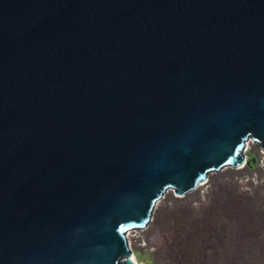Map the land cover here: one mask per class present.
<instances>
[{
  "label": "water",
  "instance_id": "obj_1",
  "mask_svg": "<svg viewBox=\"0 0 264 264\" xmlns=\"http://www.w3.org/2000/svg\"><path fill=\"white\" fill-rule=\"evenodd\" d=\"M248 140L264 0H0V264H135L126 232Z\"/></svg>",
  "mask_w": 264,
  "mask_h": 264
},
{
  "label": "rangeland",
  "instance_id": "obj_2",
  "mask_svg": "<svg viewBox=\"0 0 264 264\" xmlns=\"http://www.w3.org/2000/svg\"><path fill=\"white\" fill-rule=\"evenodd\" d=\"M245 153L249 164L186 194L168 188L148 224L126 232L140 264H264V149L248 140Z\"/></svg>",
  "mask_w": 264,
  "mask_h": 264
},
{
  "label": "bare ground",
  "instance_id": "obj_3",
  "mask_svg": "<svg viewBox=\"0 0 264 264\" xmlns=\"http://www.w3.org/2000/svg\"><path fill=\"white\" fill-rule=\"evenodd\" d=\"M249 143H250V142H249ZM249 143L247 144V146H249ZM132 259L134 260L135 264H140L139 261H138V259H137L136 254H135L134 252H133V254H132Z\"/></svg>",
  "mask_w": 264,
  "mask_h": 264
},
{
  "label": "clouds",
  "instance_id": "obj_4",
  "mask_svg": "<svg viewBox=\"0 0 264 264\" xmlns=\"http://www.w3.org/2000/svg\"><path fill=\"white\" fill-rule=\"evenodd\" d=\"M243 165H246V163H244Z\"/></svg>",
  "mask_w": 264,
  "mask_h": 264
}]
</instances>
